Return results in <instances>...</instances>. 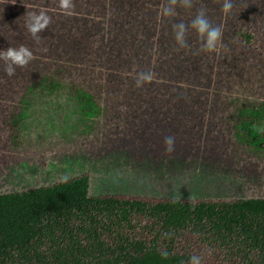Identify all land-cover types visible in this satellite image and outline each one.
I'll return each instance as SVG.
<instances>
[{"label": "rangeland", "instance_id": "obj_1", "mask_svg": "<svg viewBox=\"0 0 264 264\" xmlns=\"http://www.w3.org/2000/svg\"><path fill=\"white\" fill-rule=\"evenodd\" d=\"M248 1L232 0L233 8L227 15L222 10L218 15L217 11L207 15L213 25L223 30L216 52L200 51L199 38L189 30L186 47L180 48L174 42L175 47L160 48L169 56L158 65V61L153 62L154 51L144 50L150 54V59L145 60L136 52L139 47L133 46L142 41L133 45L114 33L102 35L99 20L94 27L89 21L84 30L80 29L82 21L73 8L70 14L66 13L60 9L59 0H0V51L24 45L34 55L26 67L16 68L11 77L0 60V194L48 187L64 182L65 177L68 181L85 175L90 198L109 196L153 203L263 197L264 157L244 162L214 159L206 166L197 164L193 169L163 177L143 169L140 159L139 134L149 133L159 145L162 133L168 130L170 135L175 129V120L182 121L178 132L183 131L184 135L199 128L205 143H212V138L219 136L216 125L207 124L212 116L209 111L221 103V95L229 91L227 85L238 81L237 73L247 68L249 75L254 67H264L258 63L264 54V6L263 2L260 4L262 0ZM41 10L51 17V23L37 41L27 32L25 21L29 12ZM194 16L182 13L170 26L189 24ZM155 23L164 22L160 21L159 12L151 9L147 26ZM238 25L253 33V46L246 49L235 37L225 39V34L230 37ZM171 36L166 41L174 40V33ZM144 40L148 43L147 38ZM192 41L197 46L186 57ZM254 47L256 52H252ZM176 49L182 51L173 52ZM171 53L178 57L177 62ZM80 63L103 79L95 82L98 87L92 85L93 100L84 104L70 98L78 88L60 84L58 74L60 69L63 80L73 81ZM148 71L155 74L154 79L137 88L136 74ZM63 107L67 110H58ZM228 146L221 145L223 152L228 151ZM218 148L216 145L214 150ZM86 222L71 219L68 223L81 244L83 235L77 228L87 227ZM129 223L130 227L101 232L100 241L114 247L121 240L115 232L122 238L145 242L156 233L157 226L140 215H132ZM160 236L155 242L158 251L182 256L179 264H188L192 255H201L203 264H244L234 248L218 246L207 234L185 228L170 235V242ZM67 244L65 231L55 229L51 236L39 240L28 255V264H57L52 261L51 251ZM34 253L43 257L41 263L33 258ZM7 264L24 262L12 257Z\"/></svg>", "mask_w": 264, "mask_h": 264}, {"label": "trees", "instance_id": "obj_2", "mask_svg": "<svg viewBox=\"0 0 264 264\" xmlns=\"http://www.w3.org/2000/svg\"><path fill=\"white\" fill-rule=\"evenodd\" d=\"M222 1L218 5V0H193L191 9L178 4L174 16L163 18L161 8L167 0H72V4L76 16L82 21L80 29L84 30L89 21L94 27V22L99 20L102 35L114 33L117 38L133 45L142 41L133 46L139 47L136 52L145 60L150 54L147 55L144 50L154 51L153 62L158 61L159 65L169 56H165L160 48L163 45L175 47V40L170 38L171 41H166L174 33L170 22L180 19L182 13L195 15L201 8L206 10L207 15L216 11L218 15L222 10ZM260 4L264 6V0ZM151 9L158 11L160 21L164 22L155 23L159 27L155 24L147 26ZM233 30L230 37L225 34L227 41L235 37L238 44L246 49L249 45L253 46L254 35L250 30H243L239 25ZM145 38L148 43H143ZM196 43L192 41L186 57L196 48ZM252 50L256 52L255 47ZM181 51L176 49L173 52ZM173 56L177 62L178 57ZM260 57L258 63L264 65V54ZM246 70L237 73L238 81L231 83L230 87L227 85L229 91L221 95V103L209 111L212 116L207 124L216 125L219 131V136H214L212 143L203 142L199 128L197 131L190 130L187 135L183 131L178 132L182 121L175 120V129L170 135L165 130L159 145L149 133H145L146 136L139 134L142 168L163 177L193 169L197 164L206 166L211 161L214 163V159L244 162L264 157V67H254L249 75ZM61 73L59 69V79L63 80ZM101 78L98 72L80 63L72 81L74 88H78L74 96L78 97L79 103L93 100L90 89L94 88L92 85L97 86L95 82L103 81ZM169 136L175 137L171 153L165 151L164 145L165 138ZM220 144L229 145L228 151L223 152L225 148ZM216 145L219 148L214 150ZM87 190L88 178L82 175L48 187L0 194V264H7L12 257L28 264V255L34 252L39 240L45 235L51 236L55 229L65 231L68 241L65 247H55L51 251L52 261L57 264H179L182 256L168 251L160 253L155 242L159 235L168 240L170 235L185 228L207 234L220 247L234 248L244 264H264V195L228 202L163 200L147 203L109 196L90 198ZM132 215L145 217L157 226L156 233L148 242L122 238L118 232L115 235L121 240L114 247L100 241L103 231L130 227ZM71 219L87 221V227L77 228L78 233L83 235L84 244L77 242L75 232L68 227ZM33 258L39 263L43 259L35 253Z\"/></svg>", "mask_w": 264, "mask_h": 264}, {"label": "clouds", "instance_id": "obj_3", "mask_svg": "<svg viewBox=\"0 0 264 264\" xmlns=\"http://www.w3.org/2000/svg\"><path fill=\"white\" fill-rule=\"evenodd\" d=\"M179 6L191 9L193 7V0H167V3L161 8V17H170L175 15V8ZM60 9L70 14L73 8L72 0H59ZM233 8L232 0H224L222 4V12L227 15ZM51 23V17L43 10L39 12H29L25 21V28L31 37L35 40L40 39V33L46 30ZM192 30L196 33L200 40V51L213 53L221 45L223 30L221 26L213 25L209 20L206 10L201 8L191 20L189 24L184 22L176 23L173 26L174 40L180 47L187 46V33ZM34 59L33 52L26 46L8 47L6 50L0 51V60L5 63V72L8 76L15 75L16 68L26 67L30 61ZM154 73L139 72L135 76V86L137 88L143 87L154 79ZM165 151L171 153L174 151L175 137L169 136L164 140ZM65 181L68 179L64 178ZM188 264H203L201 255H192Z\"/></svg>", "mask_w": 264, "mask_h": 264}, {"label": "crops", "instance_id": "obj_4", "mask_svg": "<svg viewBox=\"0 0 264 264\" xmlns=\"http://www.w3.org/2000/svg\"><path fill=\"white\" fill-rule=\"evenodd\" d=\"M59 83L62 84V85H64L65 87H71V88L74 87L72 81L62 80V81H60ZM26 84H27V82H25V83L23 84L22 87H24ZM66 98H67V97H66ZM70 98L73 99V101L76 100V99H78L77 96H74V91H72V95L70 96ZM59 99H61V98H59ZM77 109H78V106H77ZM58 110H59V111H66L67 109L63 107V108H58ZM71 110H72V108H71ZM66 146H68V144H67ZM66 146H65V148H66ZM65 148H64V149H65ZM64 149H62V150H64ZM62 153H63V152H62ZM170 174H171V173H170ZM168 175H169V174H168Z\"/></svg>", "mask_w": 264, "mask_h": 264}]
</instances>
